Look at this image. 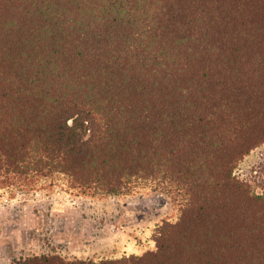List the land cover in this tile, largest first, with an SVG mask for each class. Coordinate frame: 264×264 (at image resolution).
Returning <instances> with one entry per match:
<instances>
[{"label": "trees", "instance_id": "obj_1", "mask_svg": "<svg viewBox=\"0 0 264 264\" xmlns=\"http://www.w3.org/2000/svg\"><path fill=\"white\" fill-rule=\"evenodd\" d=\"M261 146L264 0H0V190L177 210L141 255L12 264H264V194L236 175Z\"/></svg>", "mask_w": 264, "mask_h": 264}, {"label": "rangeland", "instance_id": "obj_2", "mask_svg": "<svg viewBox=\"0 0 264 264\" xmlns=\"http://www.w3.org/2000/svg\"><path fill=\"white\" fill-rule=\"evenodd\" d=\"M236 175L264 194V146L240 162ZM65 190L62 184L52 192L0 190V264L49 252L92 259L141 255L154 248L155 226L177 217L167 197L148 189L103 199Z\"/></svg>", "mask_w": 264, "mask_h": 264}]
</instances>
